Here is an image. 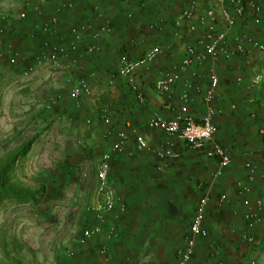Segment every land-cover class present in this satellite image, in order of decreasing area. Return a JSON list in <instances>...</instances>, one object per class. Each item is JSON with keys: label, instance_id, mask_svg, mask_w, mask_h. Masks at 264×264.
<instances>
[{"label": "rangeland", "instance_id": "374dc122", "mask_svg": "<svg viewBox=\"0 0 264 264\" xmlns=\"http://www.w3.org/2000/svg\"><path fill=\"white\" fill-rule=\"evenodd\" d=\"M59 1L61 0H49V4L43 9L45 18L52 13ZM249 1L261 6V17L264 20V0ZM34 2L35 0H0V30L3 29V34L0 35V264H13V261L20 264H74L75 256L77 258L84 251L91 252L97 264H120L126 256L131 257L134 264H176L185 242L173 254L160 257L141 240L135 243V251L131 248L126 251L118 249L125 245L122 243L120 229L118 238L111 242L103 236L95 240L97 243L94 245L80 246L78 239L84 228L96 224L87 213V207L97 201L96 171L101 156L111 147L103 139L105 129L102 116L108 111L116 123L124 119L120 108L124 114L133 115L132 111H127L120 104L121 98L116 87L125 91L130 105L133 104L143 115L142 123H136L139 127H145L147 121L157 113L172 115L177 104L167 98L166 108L160 112L154 113L150 107H145L148 92L143 88L145 82L142 79L149 81L147 87L151 94L160 95L155 88V74L170 69L172 64L176 65L189 44L197 45L204 36L203 28H199L196 34H190L188 21L177 26L184 9L188 8L183 0H79L75 12L63 13L62 17H67V20L64 22L61 19L62 24L60 23L57 33L42 35L34 31V26L44 18L40 19L33 13ZM111 4L114 5L113 9ZM143 4H146V12L141 10ZM210 10L220 13L216 0H197V14L204 15ZM23 12L29 14L24 20L20 18ZM117 12L119 14H115ZM112 13L120 16L114 18ZM131 13V22L121 19ZM143 13L144 20L141 21L154 32L153 40L139 38L143 22L136 20V16ZM256 20V15L249 8L245 18L239 21L232 32L233 36L243 31L264 41V32ZM105 21H111L113 33L102 39L100 55L83 59V70L63 72L41 68L29 71L37 53L46 42H60L61 37H67L69 30L80 23L98 27ZM121 22L125 28L123 30H120ZM224 26L221 24V28ZM88 42L90 37L87 35L82 45ZM104 42L111 45L106 49ZM156 45H160L164 53L149 69L138 75V86L145 96L144 103L137 101L125 81L119 79L114 86L109 85V78L115 74L116 62L121 56L129 54L140 57ZM9 47L23 53L28 63L10 66ZM104 56L111 59V66L101 79L99 72H94L88 65ZM167 61L171 62L170 66H161ZM211 70L216 71L221 79V97L217 106L225 114L219 118L228 115L238 132L233 140L223 142L231 147L233 162L211 190L213 213H210L211 219H207L210 237L207 243H197L194 264H207L211 252L209 245H213L215 249L221 248V258L228 264H264V230L259 234L258 227L253 232L256 242L246 245L241 241L246 230L236 229L238 225H245L244 214H234L229 219L228 211L233 206L226 212L229 203L235 204L232 202L235 184L245 180V161L256 159L257 164H260L262 157L257 151L264 146V112L255 107V102L251 103L252 98L264 102V84L250 92L244 87L233 85L234 79L237 76L250 78L264 73V62L254 54L237 57L230 64L219 62L214 67L206 65L201 72L204 85L208 84L207 75ZM70 77L71 85L82 79L89 81L91 95L81 99L79 103L73 100L71 85L67 83ZM201 99L196 109L203 113ZM228 107L229 114L226 113ZM245 129L246 132L242 134ZM147 138L157 141V147L165 143L162 136L154 132L148 133ZM154 148L156 147L153 146L152 149ZM175 150L178 158L167 161L163 170L202 173L203 178L197 185L201 191L198 196L200 199L211 187L218 162L210 161L202 153L182 144H177ZM166 175L168 176L167 173ZM179 192L176 189L175 195ZM223 195H227L226 202L219 206V199ZM186 198L185 202L189 205L191 199L188 196ZM236 200L242 202L239 198ZM121 204L127 205L124 201ZM170 208L174 209L176 206ZM187 214L183 220L191 224L195 211H188ZM122 217L124 219V215L120 221ZM188 236L187 234L186 239ZM105 245L108 246L109 254L102 256L100 250ZM116 252L122 253L121 257H117Z\"/></svg>", "mask_w": 264, "mask_h": 264}, {"label": "built area", "instance_id": "2783aa9c", "mask_svg": "<svg viewBox=\"0 0 264 264\" xmlns=\"http://www.w3.org/2000/svg\"><path fill=\"white\" fill-rule=\"evenodd\" d=\"M79 0H61L43 21L34 26V31L42 35H49L58 32L63 13H73L77 10L76 3ZM188 8L183 12L177 21V26L188 21V33L196 34L199 28H203L204 36L197 45H190L185 49L181 61L170 71H164L155 82V88L161 96L170 99L175 94L176 84L181 81L184 74L190 69L201 68L207 64H217L221 60L231 62L237 57H247L258 55L264 62V42L247 32H239L233 36V29L238 22L246 15L250 8L257 17V24L264 32V20H262V8L253 1L248 3L245 0H216L220 7V13L214 10L206 12L204 15L197 14V0H184ZM49 4V0H35L32 11L39 18L44 17L43 9ZM29 17L27 12L20 15L21 19ZM130 19L133 14H128ZM222 21H221V20ZM221 24L225 26L221 28ZM113 25L110 21H105L98 27L89 23H80L69 30L70 39L63 36L58 43H47L37 53L35 61L29 71L34 72L41 68L55 69L56 71H73V69L83 70V59L91 58L102 53L101 41L104 37L113 33ZM3 29L0 30V35ZM90 37L88 44H83L86 36ZM67 38V39H66ZM163 54V48L156 45L148 49L140 57L129 54L121 56L116 62L115 74L109 78V85L114 86L117 80L125 81L139 103L145 102L143 91L138 86V75L149 69ZM18 54L14 55L11 63H16ZM195 76H197L195 74ZM221 79L218 73L211 70L208 75V89L204 94L206 111L202 119H197L192 111L194 102L193 93H201V87L188 81L185 83L180 97L177 99L176 110L172 115L156 114L148 122L146 127L150 132L162 133L167 140L159 147L152 149L149 140L142 134L138 127H119L118 122H114L108 111L102 116L104 126L103 139L110 143V150L101 156L98 169L95 175V194L97 201L87 207V213L95 220L94 226H88L82 230L78 239V245L86 246L89 242L104 236L109 242L114 241L119 236L121 216L127 213V206L121 204L114 188L110 183V173L112 171V161L117 156L132 157L133 152H128L129 143L133 142L137 152L152 151L158 159V169L163 170L167 161L178 158L175 150L177 142L184 143L187 148L204 154L208 159L218 162V168L213 174L211 188L216 181L222 178L225 171L232 165V157L221 144L216 141L219 127L216 124L217 117L223 115L224 111L217 106L220 102L219 87ZM68 84H72L71 77ZM264 84V73H258L253 77L246 78L237 76L234 85L244 87L248 91H256ZM71 96L77 103L85 97L91 95L90 82L80 80L77 84L71 85ZM255 102V107L264 112V102L251 99ZM253 104V103H252ZM258 155L262 157L261 164L252 160L244 163L246 179L235 184V190L242 205L245 208L243 220L245 223V234L241 241L244 244L253 245L256 237L253 232L260 226H264V146L258 149ZM260 186L261 193L252 197L257 186ZM211 188L200 198L196 212L190 226V235L185 241V246L179 252V261L176 264H194L196 247L198 240H208L209 230L206 226L208 211L211 204ZM227 195L219 199V206L226 202ZM108 222V224H107ZM106 226V227H105ZM210 257L207 264H228L222 258V249L209 245ZM102 256L109 254L108 246H102L100 250ZM120 264H134L131 257L126 256ZM233 264H241L235 262Z\"/></svg>", "mask_w": 264, "mask_h": 264}, {"label": "crops", "instance_id": "0c3cea01", "mask_svg": "<svg viewBox=\"0 0 264 264\" xmlns=\"http://www.w3.org/2000/svg\"><path fill=\"white\" fill-rule=\"evenodd\" d=\"M114 5L111 4V6H113L112 9L114 8ZM48 14H49V11H48ZM115 14H119V13L117 12ZM111 15L114 18L115 17L118 18L120 16V15H114L113 13ZM123 17H121L122 20L124 19ZM44 19L45 17L41 21H43ZM61 19L63 21L67 20V17L66 18L61 17ZM120 29L123 30L125 28L124 26H121ZM141 30L142 31L138 33L139 38L141 40H153L154 32H151V28L149 27V25H147L145 22L141 23ZM143 30L145 31L144 33H143ZM145 36H147V38H145ZM67 38L70 39V36L68 35ZM194 38H197V37H194ZM103 45H104V48L107 49V47H109L111 44H107L104 42ZM114 47L116 46L114 45ZM163 53H164V50H163ZM94 62H95L94 64L88 65V66H90V69L93 68L94 72L98 71L101 76V79H103V77H105L106 75L107 70L109 71V68L111 66L110 64L111 59L107 56H104L101 59L96 60ZM209 64L211 65V67L215 66L214 63L210 62ZM170 65H171V62L167 61V62H163L161 66L168 67ZM176 65L172 64V67L170 69L162 70L159 72L158 75L155 74V78L158 79L162 72L170 71ZM205 66L201 68L190 69L188 73L184 74L181 81H179L176 84V87H175L176 92L174 94V97H175L174 103L175 105L176 104L178 105L177 99L180 97L186 82L191 81L195 85L201 87V90H202L201 93H196V91L193 93L194 102L192 106L193 114L199 120L202 119L206 111V105L204 102V94H205V91L209 87L208 84L204 85L201 79L202 77L201 72L205 70ZM195 74L197 76H195ZM208 75H207V78H208ZM142 81L145 82V85L143 88H145V90H147L148 92L146 94V103H144L145 107L146 106L150 107L154 111V113L160 112L161 110L166 108V105H167L166 98L161 95L156 96L154 94H151L150 89L147 87L148 86L147 83L149 81L146 79H142ZM116 88H118V92L120 94L119 95V97L121 98L119 101L120 104L121 105L123 104V108H125L127 111L133 112V115L129 116L128 113L124 114L121 108L119 109V111L122 113L121 115H123V118H124L118 121L119 129L123 127H128V126L129 127L135 126V127H138L140 132L144 134L145 137L147 138L148 133H151L148 130V128L146 126L139 127L138 126L139 124H136L139 122L142 123L143 115L141 114L138 108H134L133 104L132 106L130 105V100H127V97L125 96L126 95L125 91L119 87H116ZM220 97H221V94H220ZM200 99L203 105L202 106L204 110L203 113H200L198 109H196L197 108L196 106L199 103ZM135 107H138V106H135ZM229 109L230 108L228 107L226 111L227 114H229L228 113L230 111ZM233 109H235L234 106H233ZM224 114L225 112L223 113V115ZM217 118L218 119H216V124L220 129L216 137V141L219 144H221L224 148H226L229 154L231 155V152H232L231 147L228 145H224L223 142H229L233 140L234 136L237 134L238 131H235V125L232 122V120L229 119L228 115H226L223 118H219V117ZM245 132H246V129L242 131V134H244ZM156 133L157 135L162 136V139L164 140V142L167 140V138L162 133H158V132ZM147 139L149 140L150 147H153V146L157 147L156 145L157 141H153L150 138H147ZM177 144L178 145L182 144L185 147H187L182 142H177ZM127 151L133 152L134 155L132 157H128V156L127 157L126 156L115 157L112 161V171L109 177L110 183L112 187L115 189L118 197L120 198L122 202L124 201L127 204L126 205L128 206L127 210L130 209L127 212V214L124 215V219L122 217V220L119 222V225H118L120 229V234L122 236L121 237L123 241L122 243L125 244L124 246L118 249H121V250L125 249L126 251L128 248H131L132 251H135V249L137 248L135 243H138L139 240H141L142 242L148 244L150 250L154 249V253H156L160 257H164V256L167 257V255L173 254V252H175V250H177L178 247L186 241L187 234L190 235V226L192 222L191 224L189 223V221L184 222L183 218L188 215L187 214L188 211L190 213L191 212L194 213V211L196 212V208L200 200L198 196L199 194H201L200 187L197 185L199 184V181L203 178V176L201 175L202 173H200L199 171L191 172V171H180V170H173V171L159 170L157 168L159 164L158 159L156 155L154 154V152H151L149 150L137 152L133 142L129 143ZM150 152L152 153V155L150 154ZM245 156H248V154H245ZM195 160L196 159H194V162ZM208 160L214 161L211 159H208ZM250 160L257 163L256 159H250ZM259 162L260 164L262 163L261 161ZM243 171H244V177L246 179V172L244 170V167H243ZM166 173L168 174V176L166 175ZM214 186L212 188L209 187L208 190H210V188L212 190ZM176 189L180 190V192L179 194L175 195ZM233 191L234 192H232L233 193L232 196L234 198L232 199V202L235 204L232 205L229 203V205L226 207V212H227L228 210H230L231 206H233L232 210L228 211L227 216L228 217L230 216L229 219H231V217H233L234 214L235 215L238 214V216H241L242 214H244V211H245V208L243 207L242 202L241 203L236 202L237 201L236 199H238L239 196L237 195L235 189ZM260 193H261V190H260V186L258 185L255 188L252 194V197H256ZM187 196L191 199L189 205H187V202H185V199H187L186 198ZM168 204H172L170 206H173V207L176 206V208L172 209L170 208ZM212 204L213 203L211 200V204H210L209 211H208V218H207L208 220L211 219L209 218L211 216L210 213H213ZM190 216L191 215H189V217ZM206 226L207 228H209L208 221H207ZM237 227L238 228L236 229L238 230L245 229V225L243 226L238 225ZM263 230H264V226H261L258 228L257 231L260 234V233H263ZM221 238L223 239L222 235H221ZM94 241H91L88 244H90V246L91 244L92 245L96 244L97 241L96 242ZM199 241L200 242L202 241L205 243L208 242V240H198V243ZM83 248L84 250H86V247H83ZM121 254L122 253L120 254L117 253L116 255L117 257H121ZM74 264H97V263L95 261L94 255L91 252L84 251V253H82V255L80 256L78 255L77 258L75 256Z\"/></svg>", "mask_w": 264, "mask_h": 264}, {"label": "trees", "instance_id": "16d2710c", "mask_svg": "<svg viewBox=\"0 0 264 264\" xmlns=\"http://www.w3.org/2000/svg\"><path fill=\"white\" fill-rule=\"evenodd\" d=\"M184 1V0H183ZM247 3L249 2V0H245ZM254 2V1H253ZM184 3L186 4V2L184 1ZM257 4V3H256ZM141 10H143V12H146L145 10H146V4H143L142 6H141ZM187 8H185L184 9V11L186 10ZM246 15H247V11H246ZM245 15V16H246ZM136 16V15H135ZM144 13L143 14H138L137 16H136V20H138L139 22H143V21H141V20H144ZM135 18V17H134ZM245 18V17H244ZM127 20V21H132V19H130L129 17H128V15H127V17H125L124 18V20ZM125 20V21H126ZM243 20V19H242ZM128 24H129V22H127ZM144 23V22H143ZM239 23V22H238ZM121 25L122 26H124L123 25V23L121 22ZM238 25V24H237ZM237 25L235 26V28L237 27ZM114 27V26H113ZM121 27V26H120ZM158 27H159V25H158ZM164 27V26H163ZM234 28V29H235ZM159 29V28H158ZM160 29H162V27H161V24H160ZM234 29H233V31H234ZM121 30V29H120ZM239 32H243V31H239ZM238 32V33H239ZM248 33V32H247ZM261 41H263V40H261ZM264 42V41H263ZM188 47V46H187ZM186 47V48H187ZM8 54H9V59H8V64L10 65V66H18L19 64H27L28 63V61L25 59V57H24V55H23V53H19L18 51H15V49L13 48V47H9L8 48ZM16 54H18V58H17V62L16 63H14V64H12L11 63V60H12V58H13V56L14 55H16ZM241 57H243V56H241ZM240 57V58H241ZM34 61H35V59H34ZM222 62H224V63H228V64H230L231 62H227V61H225V60H221L220 61V63H222ZM234 85V84H233ZM236 86V85H235ZM133 93V92H132ZM134 94V93H133ZM134 96H135V94H134ZM136 98V97H135ZM165 98H167V99H170L169 97H167V96H165ZM170 100H172L171 102H175L174 100H175V97H174V95H173V98L172 99H170ZM175 104V103H174ZM91 216V215H90ZM92 217V216H91ZM93 218V217H92ZM93 220H94V218H93ZM95 221V220H94ZM195 258V257H194ZM13 264H20V262H17V261H13L12 262Z\"/></svg>", "mask_w": 264, "mask_h": 264}]
</instances>
